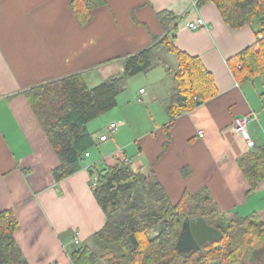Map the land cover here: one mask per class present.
<instances>
[{
    "label": "crops",
    "instance_id": "0c3cea01",
    "mask_svg": "<svg viewBox=\"0 0 264 264\" xmlns=\"http://www.w3.org/2000/svg\"><path fill=\"white\" fill-rule=\"evenodd\" d=\"M71 1L0 0V208L13 209L18 221L14 236L28 263L72 264L67 248L73 238L88 241L105 216L86 168L93 162L97 166L95 161L59 181L53 179L58 158L23 91L71 73H81L90 87L95 86L118 76L126 56L149 47L148 70L160 69L155 82L160 84L169 73L172 79V71L157 56L163 46L154 45L165 33L157 16L163 10L177 18L174 45L199 56L213 74L217 93L176 117L163 149L165 106L173 87L169 77L161 91L168 93L165 121L132 136L134 166L143 172L152 169L173 202L185 190L207 187L222 210L239 209L249 201L250 207L244 209L264 217V179L247 193L237 158L250 147L233 125L235 118L254 112L257 118L250 122L249 133L254 144H264V90H254L251 82H237L227 64L228 58L255 42L252 27L233 29L212 1L197 0H105L80 24ZM197 17H203L206 25L194 30L185 26ZM167 53L175 68V55ZM141 88L136 96L142 100L146 89L139 92ZM122 116L119 112L113 118L126 120ZM121 134L118 130L115 135ZM118 149L114 159L102 158L104 164L121 156Z\"/></svg>",
    "mask_w": 264,
    "mask_h": 264
},
{
    "label": "trees",
    "instance_id": "16d2710c",
    "mask_svg": "<svg viewBox=\"0 0 264 264\" xmlns=\"http://www.w3.org/2000/svg\"><path fill=\"white\" fill-rule=\"evenodd\" d=\"M212 1L223 21L233 29L250 25L255 42L227 59L235 80L251 82L258 77L264 86V0ZM105 0H72L71 7L80 24ZM165 33L160 44L176 57L172 70L173 87L166 102L168 121L162 125L170 140V129L178 115L193 110L217 93L213 74L199 56L189 55L173 43L176 16L168 10L157 14ZM260 35V37H259ZM151 47L124 58L129 75L152 66ZM119 76L90 87L81 73L46 80L23 91L48 141L58 158L52 169L59 181L84 166L86 152L97 142L87 123L117 105ZM264 94V91L261 95ZM238 166L253 193L264 179V144H254L237 158ZM96 173L92 187L103 210L102 227L89 240L67 249L72 264H264V217L257 211L229 216L217 204L207 187L185 190L173 202L152 169H136L132 157L124 152L112 164L100 168L86 166ZM203 217L222 233L221 239L202 244L198 249L180 252L177 240L185 220ZM160 226L159 231H155ZM18 221L12 208H0V264H29L15 239ZM154 228V230H152Z\"/></svg>",
    "mask_w": 264,
    "mask_h": 264
},
{
    "label": "rangeland",
    "instance_id": "374dc122",
    "mask_svg": "<svg viewBox=\"0 0 264 264\" xmlns=\"http://www.w3.org/2000/svg\"><path fill=\"white\" fill-rule=\"evenodd\" d=\"M157 56L160 57L159 60L162 64H164L167 71H172L174 65L171 63L170 60L173 57H168L170 59H167V56L169 55L164 49V47L162 49H159V51L157 52ZM156 59L157 58H155L153 54L152 60L155 62L157 61ZM124 67L125 65L123 63V70L120 72V74H118V76L121 78L119 79V86L123 88L117 98L118 104L114 108L102 113L101 115L87 123L89 130L93 132V136L96 140L100 133L108 134V140L104 143L98 142L95 145H92L89 150L91 156L89 158L87 156L84 159V163H90L95 161L97 163L98 168L104 165V161L102 160V158L105 157L106 160L114 159L113 153L116 151L118 153V148L122 149L121 152H119L120 154L124 152L126 155L132 157V154L136 151V145L132 140V136L135 137L137 133H140L142 130H145L148 126L160 124L166 119L164 105L165 98L168 96V93L164 95L165 93H162L161 91L163 89V83L166 81L169 82V77L171 79L170 73V76L167 75V78L160 81L159 84V82H155V73L157 72V70H160L159 67L158 69L156 67V69H147L146 71H140L133 75L127 74L125 72ZM251 86H253L252 88L254 90H264V86L262 85L258 77L254 78V81L253 83H251ZM139 87H143L146 89V93L142 96V100H138V97L136 96V92ZM119 112L123 115L122 117H124L127 122L126 120H124L125 125H123L119 129V131L122 133L121 135L116 136V132L111 135L107 127L111 121H119V119L113 118L117 117ZM130 140L131 142H129L127 145L123 144L124 141ZM248 202L249 201H247L244 205L250 207V202ZM251 205H253V203ZM245 206L240 207L239 209L230 210L229 212H227V214L229 216L246 215L249 213V211H251V208L245 210ZM76 246L77 244L71 243L69 245V248L67 249H72Z\"/></svg>",
    "mask_w": 264,
    "mask_h": 264
},
{
    "label": "water",
    "instance_id": "95a60500",
    "mask_svg": "<svg viewBox=\"0 0 264 264\" xmlns=\"http://www.w3.org/2000/svg\"><path fill=\"white\" fill-rule=\"evenodd\" d=\"M160 229V226H156L155 231L157 232ZM221 237L222 233L209 225L205 218H191L183 222L182 230L177 240V248L180 252H189L198 249L206 242L217 241Z\"/></svg>",
    "mask_w": 264,
    "mask_h": 264
},
{
    "label": "built area",
    "instance_id": "2783aa9c",
    "mask_svg": "<svg viewBox=\"0 0 264 264\" xmlns=\"http://www.w3.org/2000/svg\"><path fill=\"white\" fill-rule=\"evenodd\" d=\"M206 25V21L204 20L203 17H197L194 20H188L185 23V26L191 30L200 28L202 26ZM260 37V35H259ZM143 88H141L139 90V92H142ZM138 100H141L140 98H138ZM257 116L254 112H250L248 114L239 116L237 118H235L234 120V129L237 133H239V135L243 138V140L246 142V144L251 148L254 145V141L249 133V129L248 126L250 124L251 121L256 120ZM123 125H125V121L124 120H119L118 122H114L111 121L107 127L108 131L110 134H113L114 132H117L120 127H122ZM198 136L202 137L203 136V132L201 130L198 131ZM108 138V134L107 133H102L98 136L99 141H103L105 139ZM86 156H89L88 152L85 153ZM96 180H97V175L96 173L93 174L91 176V186L96 184ZM75 244H78L80 241L78 240V238H73L72 240Z\"/></svg>",
    "mask_w": 264,
    "mask_h": 264
}]
</instances>
